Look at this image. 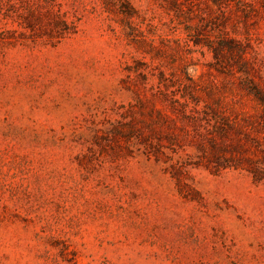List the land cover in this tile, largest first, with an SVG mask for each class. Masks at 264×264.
Wrapping results in <instances>:
<instances>
[{"label":"rangeland","instance_id":"obj_1","mask_svg":"<svg viewBox=\"0 0 264 264\" xmlns=\"http://www.w3.org/2000/svg\"><path fill=\"white\" fill-rule=\"evenodd\" d=\"M0 264H264V0H0Z\"/></svg>","mask_w":264,"mask_h":264},{"label":"trees","instance_id":"obj_2","mask_svg":"<svg viewBox=\"0 0 264 264\" xmlns=\"http://www.w3.org/2000/svg\"><path fill=\"white\" fill-rule=\"evenodd\" d=\"M61 34V32H59Z\"/></svg>","mask_w":264,"mask_h":264}]
</instances>
